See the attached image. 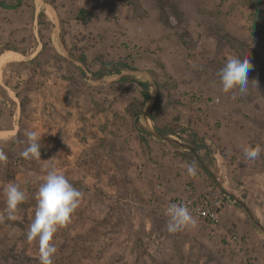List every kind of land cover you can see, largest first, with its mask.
Returning <instances> with one entry per match:
<instances>
[{
  "label": "rangeland",
  "instance_id": "obj_1",
  "mask_svg": "<svg viewBox=\"0 0 264 264\" xmlns=\"http://www.w3.org/2000/svg\"><path fill=\"white\" fill-rule=\"evenodd\" d=\"M46 1L65 47L93 79L123 69L152 75L159 94L149 125L179 123L206 139L217 180L244 195L264 227V40L251 34L249 8L238 0ZM0 3L14 6L0 5V215L7 183L26 194L15 220L0 223V264H40L38 242L26 233L53 168L83 193L54 234L53 264H264V236L248 213L202 166L189 176L180 154L142 125L148 80L133 77L149 84L148 98L136 82H89L62 55L44 6ZM233 54L253 66L246 93L223 90L216 75ZM29 131L41 136L40 158L20 155ZM249 145L262 149L255 161L244 156ZM188 189L221 198L218 221L193 215V226L169 233L164 205Z\"/></svg>",
  "mask_w": 264,
  "mask_h": 264
},
{
  "label": "clouds",
  "instance_id": "obj_2",
  "mask_svg": "<svg viewBox=\"0 0 264 264\" xmlns=\"http://www.w3.org/2000/svg\"><path fill=\"white\" fill-rule=\"evenodd\" d=\"M252 67L248 56L231 55L216 73L222 89L228 91L238 87L241 93H246L249 84L248 72ZM26 136L27 146L20 155L26 159L40 158L41 136L35 131L27 132ZM261 151L260 145L243 148L244 156L252 161L260 156ZM6 161L7 155L0 150V163ZM186 171L189 176H196L195 162L186 164ZM3 194L6 198V214L0 215V223L6 219L15 220V211L26 199L25 191L15 182L7 183L3 188ZM82 198L83 193L70 183L64 173L55 168L47 172L35 193L34 216L26 233L27 240L38 242L40 264H53V257L57 252L55 244L52 243L54 234L58 228L70 223L71 216L78 209ZM166 215L168 217L166 228L169 233L182 231L196 223L186 202L170 203Z\"/></svg>",
  "mask_w": 264,
  "mask_h": 264
},
{
  "label": "water",
  "instance_id": "obj_3",
  "mask_svg": "<svg viewBox=\"0 0 264 264\" xmlns=\"http://www.w3.org/2000/svg\"><path fill=\"white\" fill-rule=\"evenodd\" d=\"M39 4H41L42 6H44L53 16L54 18V33L57 37L58 40V45L60 48V51L62 53V55L64 57H66L67 59L73 61L76 65H78L80 68H82L86 79L93 83V84H105V83H109L111 81H117L120 80V78L124 75H128L131 77H143L146 80H148L151 83L152 86V92L150 95V98L148 99V101L145 104L144 107V111H143V118L141 120L142 125L147 129V131L155 138L160 139L162 141H166L169 144L173 145L176 148H181L184 150H189L191 151L195 158L198 160L199 164L206 170V172L213 178V180L215 181L218 189L220 192L224 193L225 195L231 196L239 206H241L249 215V217L251 218L255 228L264 236V227L263 225L258 221V219L255 217V215L252 212V209L244 202L242 201L239 197H237L236 195H233L229 192H227L220 184V182L217 180L215 174L205 165L204 161L201 159L200 154L198 153L197 149L187 143H184L174 137L171 136V134L165 133V132H160L158 131L154 126L149 125L147 118H148V114H147V110L151 107V105L154 103L156 96H157V86L156 83L152 77V75L144 69H123V70H119L117 72H114L110 75H104L100 78L97 79H93L92 77V73L88 72L85 69L84 64L78 60L73 58L70 54L69 51L67 50V48L65 47L64 43L62 42L60 35H59V25H58V17L55 11V8L53 7V5L51 3H49L46 0H36Z\"/></svg>",
  "mask_w": 264,
  "mask_h": 264
},
{
  "label": "trees",
  "instance_id": "obj_4",
  "mask_svg": "<svg viewBox=\"0 0 264 264\" xmlns=\"http://www.w3.org/2000/svg\"><path fill=\"white\" fill-rule=\"evenodd\" d=\"M238 1L243 6L248 7L250 10L249 11V19L251 20L250 30H251V34L253 38L264 40V0H238ZM163 3H160V5L161 4L164 5ZM0 5H2L3 7H8V8L14 7V6L7 5L5 3H0ZM40 21H42V19H40ZM76 58L78 57L76 56ZM124 67H130V66L127 65ZM113 70H117V69L113 68ZM106 71L108 73L110 72V70H106ZM106 71L105 73H107ZM105 73H102V74H105ZM120 80L136 82V84H138L140 87L143 86V89H141L143 98L149 97V93L146 89L147 86L149 85L147 82L146 83L137 82L135 81L133 77L128 76V75L122 76ZM158 94H159V86L157 85V96H156L155 104L158 101ZM150 117L153 120L155 119L153 113H150ZM156 128L160 132L174 134L180 140L184 141L187 144L194 146L197 149V151H199L200 157L204 161L205 165L217 176L218 169L214 163L215 158L212 159V155L214 154V151L212 147H210L209 143H207L206 139L201 138L196 132L191 131L189 126L185 127L179 123H171V124L168 123L167 125H164V126H159L156 124ZM141 129L143 130L142 127ZM164 143L167 144L169 147L173 148L178 154L182 155L184 160H186L187 162L189 163L195 162L196 165L201 167L198 160L195 158L194 154L191 151L174 148L173 146L169 145L168 142H164ZM202 170L204 169L202 168ZM206 174L208 175V177H210L208 173ZM226 190H228L229 192L233 194L238 193L236 188L227 187ZM240 198L245 200L244 195H240Z\"/></svg>",
  "mask_w": 264,
  "mask_h": 264
},
{
  "label": "built area",
  "instance_id": "obj_5",
  "mask_svg": "<svg viewBox=\"0 0 264 264\" xmlns=\"http://www.w3.org/2000/svg\"><path fill=\"white\" fill-rule=\"evenodd\" d=\"M186 202L189 206L190 212L209 222H217L219 208L221 207V198L208 189L205 192L198 193L194 189H188L187 195L183 197H177L169 200L163 208V212L166 214V209L170 203L180 204ZM233 239L237 236L234 234Z\"/></svg>",
  "mask_w": 264,
  "mask_h": 264
},
{
  "label": "crops",
  "instance_id": "obj_6",
  "mask_svg": "<svg viewBox=\"0 0 264 264\" xmlns=\"http://www.w3.org/2000/svg\"><path fill=\"white\" fill-rule=\"evenodd\" d=\"M180 159L183 160L184 162H186L187 164H190L189 162H187L186 160H184V158L182 157V155H180Z\"/></svg>",
  "mask_w": 264,
  "mask_h": 264
},
{
  "label": "flooded vegetation",
  "instance_id": "obj_7",
  "mask_svg": "<svg viewBox=\"0 0 264 264\" xmlns=\"http://www.w3.org/2000/svg\"><path fill=\"white\" fill-rule=\"evenodd\" d=\"M70 54V53H69Z\"/></svg>",
  "mask_w": 264,
  "mask_h": 264
}]
</instances>
